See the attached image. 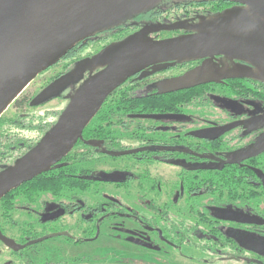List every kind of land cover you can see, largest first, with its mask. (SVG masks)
Instances as JSON below:
<instances>
[{"label":"flooded vegetation","instance_id":"1","mask_svg":"<svg viewBox=\"0 0 264 264\" xmlns=\"http://www.w3.org/2000/svg\"><path fill=\"white\" fill-rule=\"evenodd\" d=\"M245 7L161 0L78 41L40 72L61 66L46 83L15 98L58 97L62 108L0 116V173L52 128L108 45L158 26L144 37L254 32L236 12ZM263 74V62L215 53L127 77L65 155L0 197V264H264Z\"/></svg>","mask_w":264,"mask_h":264},{"label":"water","instance_id":"2","mask_svg":"<svg viewBox=\"0 0 264 264\" xmlns=\"http://www.w3.org/2000/svg\"><path fill=\"white\" fill-rule=\"evenodd\" d=\"M160 1L0 0V116L38 73L54 64L78 41ZM236 1L246 5L236 12L245 14V23L254 32L203 31L167 38L144 37L149 29L161 27L158 26L143 28L108 45L91 60L104 61L105 65L76 89L52 128L14 165L0 173V197L65 155L106 96L144 66L160 60L215 53L264 63V0ZM65 77L50 82L33 101L56 93ZM0 236L9 241L7 236Z\"/></svg>","mask_w":264,"mask_h":264},{"label":"rangeland","instance_id":"3","mask_svg":"<svg viewBox=\"0 0 264 264\" xmlns=\"http://www.w3.org/2000/svg\"><path fill=\"white\" fill-rule=\"evenodd\" d=\"M97 45H94L93 48H96ZM61 69V66L54 67L52 69H48L46 71H43L42 73L38 74L22 91V94H28L30 95L34 91H36L41 85L46 83L56 72H58ZM69 88H65L63 91L66 93ZM20 97V96H19ZM66 103V99H61L58 97H54L51 100L38 104V105H31V106H26L24 105L23 107H17L16 100L14 99L10 105L6 108V110L2 113L1 117L4 119L5 117H12L16 115H20V111H29L32 113H35L37 116L41 114L45 109L49 108H62ZM23 104H29V103H23ZM0 242V246H1ZM4 248V247H3ZM4 250H8L4 248ZM6 251H4V254L6 255ZM1 260V259H0ZM9 264V263H6Z\"/></svg>","mask_w":264,"mask_h":264}]
</instances>
